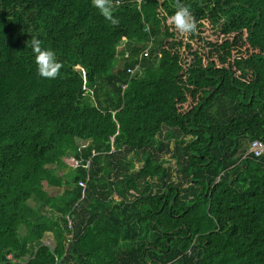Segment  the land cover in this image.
<instances>
[{"label":"trees","instance_id":"16d2710c","mask_svg":"<svg viewBox=\"0 0 264 264\" xmlns=\"http://www.w3.org/2000/svg\"><path fill=\"white\" fill-rule=\"evenodd\" d=\"M112 4L0 0V264H264V0Z\"/></svg>","mask_w":264,"mask_h":264},{"label":"clouds","instance_id":"9594fccd","mask_svg":"<svg viewBox=\"0 0 264 264\" xmlns=\"http://www.w3.org/2000/svg\"><path fill=\"white\" fill-rule=\"evenodd\" d=\"M92 4L111 24H119V20L113 15L112 0H92ZM170 20L180 33H195L197 30L195 18L188 7H179ZM30 48L34 55L38 75L47 79L57 78L62 64L58 61L56 53L44 47L41 40L36 37L31 38Z\"/></svg>","mask_w":264,"mask_h":264},{"label":"built area","instance_id":"2783aa9c","mask_svg":"<svg viewBox=\"0 0 264 264\" xmlns=\"http://www.w3.org/2000/svg\"><path fill=\"white\" fill-rule=\"evenodd\" d=\"M148 54L147 49L144 50V52L142 53L143 56H146ZM125 57H127V54L125 55ZM139 69V66L136 65L134 68H128L127 69V73L129 74H134V72L136 70ZM247 153L251 154L254 157H260L264 154V140H253L249 143L248 149H247ZM68 164L72 167L76 166V161H74L72 158H70L68 160ZM79 185L81 187H84L85 185L82 182H79Z\"/></svg>","mask_w":264,"mask_h":264},{"label":"rangeland","instance_id":"374dc122","mask_svg":"<svg viewBox=\"0 0 264 264\" xmlns=\"http://www.w3.org/2000/svg\"><path fill=\"white\" fill-rule=\"evenodd\" d=\"M164 10H165V11H169V9H166V8H164ZM140 166H141V163L137 164V165H136V170H138V169L140 168ZM65 170H66L65 173L67 174V178H70V177L73 176V173L70 171L69 168L65 167ZM60 191H61V190H59V189H55V190L52 192V194H57V193H59ZM42 241H43L44 243H47V244H49V243H50V244H53V238H52L51 234H49V233L45 234V236L43 237Z\"/></svg>","mask_w":264,"mask_h":264},{"label":"crops","instance_id":"0c3cea01","mask_svg":"<svg viewBox=\"0 0 264 264\" xmlns=\"http://www.w3.org/2000/svg\"><path fill=\"white\" fill-rule=\"evenodd\" d=\"M70 158H63L62 159V161L65 163V164H67L68 166H69V164H68V160H69Z\"/></svg>","mask_w":264,"mask_h":264}]
</instances>
